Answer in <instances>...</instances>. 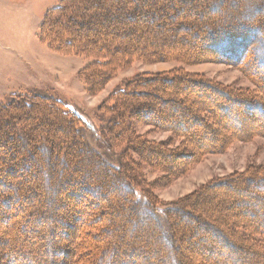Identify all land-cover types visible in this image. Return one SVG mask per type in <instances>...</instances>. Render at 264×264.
Segmentation results:
<instances>
[{
  "label": "trees",
  "instance_id": "1",
  "mask_svg": "<svg viewBox=\"0 0 264 264\" xmlns=\"http://www.w3.org/2000/svg\"><path fill=\"white\" fill-rule=\"evenodd\" d=\"M168 3L166 7L157 0H63L45 13L39 25V37L48 35V43L58 52L94 58L82 69V74L88 72L89 92L100 88L117 67L133 59H196L183 53L182 45L188 44L184 39L161 48L179 31H189L190 41H201L203 49L215 51L222 57L219 61L239 66L251 79L253 90L234 93L176 69L137 75L111 94L110 109L115 116L108 120L104 137L110 136V143L111 139L126 142L128 150L152 169L163 171L167 180L186 172L204 154L222 151L232 141L264 136V0ZM184 6L186 13L177 19ZM161 16L171 24L167 20L154 22ZM61 18H66V23L60 22ZM149 23L154 28L146 34L133 33L134 24H144V28ZM162 29L169 31L167 38L157 36ZM130 34L133 40L128 39ZM199 59L216 61L212 57ZM171 89L175 94L167 99L152 94L155 90L165 94ZM203 93L211 95L212 103L198 99ZM60 103L39 92L0 101V232L4 231L0 233V264H104L107 260L110 264H179L181 247L198 244L199 230L205 232L201 239L207 249L199 252V263L218 262L207 257L213 256L217 245L229 254L243 250L264 258V247L259 246L264 238V221L253 217L255 209L264 212V166L231 173L203 185L178 203L160 207L148 193L143 200L137 195L138 187L149 188L151 183L144 182L127 151L117 157V164L109 161L87 142L82 120L72 111L62 110ZM224 103L245 108L242 113L250 130L243 132L242 126L228 127L222 121L216 108L226 118L238 120L222 106ZM165 104L177 109L147 120L150 111L161 113ZM173 120L181 130L173 127ZM137 121L172 131L181 138L180 144L170 148L165 143L140 139L130 130ZM185 122L198 125L187 129ZM205 133H211V139L221 135V141L208 147L200 136ZM208 191H217L216 202L207 209L199 208V200ZM37 203L41 205L37 207ZM226 204L230 206L225 208ZM220 205L222 210H218ZM241 213L247 216L238 215ZM223 217L228 224L220 229L216 223ZM139 221L141 225L133 228V236H126L124 231L107 238L110 228L125 229L129 222ZM33 222H42L41 227L32 229L28 225ZM30 235L38 241L35 248L27 246ZM139 235L156 244L162 236L172 250L173 262L167 246L156 245L157 255H148L150 248L139 245V238L134 239Z\"/></svg>",
  "mask_w": 264,
  "mask_h": 264
},
{
  "label": "rangeland",
  "instance_id": "2",
  "mask_svg": "<svg viewBox=\"0 0 264 264\" xmlns=\"http://www.w3.org/2000/svg\"><path fill=\"white\" fill-rule=\"evenodd\" d=\"M62 1L63 0H0V101H6L9 97L18 94L34 95L38 92L50 96L53 99L60 100L61 103L59 104V107L62 110L65 112L72 111L73 114L82 120V124L84 125V135L89 145L99 151V153H102V155L104 154L109 161L117 164V157L123 153V151H127L130 158L134 160L139 174L142 173L141 176L143 177L144 182L151 183L150 186H152H149V188L144 186L138 187L136 192L137 195L143 200L145 199L144 194L148 193L157 203H159V205H162L160 207L178 203L177 201L185 196H190L200 190L203 185L222 179L231 173L243 171L249 166H264V136L255 135L246 141H232L222 151L204 154L194 162L186 172L168 180L164 178L165 173L163 171L152 169L137 154L128 150L126 142L111 139L110 143L108 140L110 136H107L108 138H106L103 135V132L106 133L108 130V120L115 116L110 109L112 107V101L109 97L118 88L123 87L127 80L132 79L137 75L147 73H167L180 69L185 73L196 75L203 80L214 84L217 83L220 88L228 89L234 93L253 90V83L239 66L229 65L228 63L219 61L222 58L221 55L215 51L210 52L209 50H206V48L203 49L201 41L197 42L199 41L197 39H194L193 42L190 41L189 31H179L174 37L172 36L168 39L169 46L162 44L161 48H169L171 44H176L178 40L183 41L184 39L188 44L182 45L183 53L187 52V54L196 57V59L193 58L194 60L186 62L177 58L176 60L164 58L162 60L154 61L133 59L129 63L117 67L113 72V75H111V77L100 88L97 87L89 92L87 90L86 78L88 72L82 74V69L94 61V58L72 52H58L52 45H50V43H48V35L44 33V38L39 37V25L41 24L45 13L49 9L59 6ZM157 1L158 4L166 5V7L169 4L168 0ZM191 1L197 2L199 0ZM186 7L187 6H184L183 9L180 10L182 16L177 15V19L183 18V13H186L187 11ZM168 9V11H170V8ZM194 17H196V15ZM61 19L60 22L63 23L66 18ZM165 20L167 19L161 16L154 20V22L159 23ZM167 22L168 24H171L169 20H167ZM149 24L150 26L146 25L144 28L142 27L144 24H141L142 26L134 24L132 29L133 33L136 35L140 33L146 34L145 32L147 30L154 28L153 23ZM169 35L167 29H162L157 32L158 37L167 38ZM129 38L133 40L135 37L133 38V35L130 34L128 39ZM201 57H212L213 59H216V61L200 60L199 58ZM102 60L105 61L104 59ZM253 67L256 68L257 66L253 65ZM149 91L151 92V89ZM169 91L171 92L164 94L161 91L155 90L152 94L154 93V95L159 96L160 98L167 99L173 97L175 94L174 90L171 89ZM192 92L193 91H191V93ZM210 93L218 95L217 92ZM192 94L196 95L195 92ZM210 97H206L205 93H203L198 99L206 104H210L212 103ZM217 99L219 98L217 97ZM154 102H157V100ZM164 106L165 107L161 112L162 114L160 112L157 113L155 111H150L147 115V120L165 115L168 112V109H177V106L172 104H165ZM222 106L227 107V111H230L231 114L233 113L236 115V118H238V120H235V118L233 119L232 116L226 118L224 112L221 109L219 110L216 108L217 115L222 121H225L228 127L235 126L236 128L242 126L243 132L250 130L251 127L248 128L246 118H244L242 113L245 108L241 106V104L224 103ZM237 112L240 113L237 114ZM176 122L173 120V127L176 130H181L180 127L176 125ZM184 125L187 129H192L198 124L195 122H185ZM218 128L221 129V126ZM130 130L136 135H139L140 139L154 141L156 143H165L167 145L166 147L170 148L178 146L181 140V138H177L172 131L158 129L146 122H133ZM200 136L204 137L201 138L206 141V146L208 147L210 145L219 144V141H221V138H219L221 135H217L214 139H211V133H205ZM119 189V191L123 192L121 187H119ZM216 193L217 191H208L206 196L199 200V208L207 209L212 207L211 203L216 202L214 199V197H217ZM214 194H216V196H214ZM204 195L205 193L201 196ZM32 203H36V201L33 200ZM227 204L225 205V208L230 206V204ZM35 205L38 207L41 204L37 203ZM125 206L124 203L122 209H124ZM222 209L223 208L220 205L218 210ZM231 210L233 213L235 207L231 208ZM195 211L197 212L198 209H195ZM253 213V217H255L254 219L257 221H264V212L255 209L253 210ZM140 214L143 215L142 209L140 210ZM157 214L163 219L160 211H158ZM238 215L247 216V213H241ZM202 216L207 218L205 215ZM139 218H141V216H139ZM182 219L186 220L187 218L183 217ZM224 220V217L223 219H219L216 226L220 229L225 228V225L228 223ZM119 221L120 219L118 222ZM41 224L42 222H33L28 226L34 229L41 227ZM138 224L141 225L140 221L138 223L129 222L125 229L116 227L113 231V229L110 228L111 230L107 233V238L111 237L112 239V236L114 235L113 233H122L124 231L128 234H125L126 236H133V228L139 227ZM262 225L264 226V224ZM3 232L4 231H1L0 233L3 234ZM199 233L200 237L196 240L197 242L193 239V241L198 244H194L190 247H181L180 251L183 254V257L181 259L179 257V264H204L203 262L199 263V252L207 250L203 248V244L206 242H203L201 239V236L205 232L199 230ZM26 235L28 237L29 234L26 233ZM140 235L135 236L134 239L139 238L137 242L139 245L146 246L148 249L150 248L148 255H157L156 245L167 246V243L162 236L156 244L144 241ZM33 238L35 237L30 235L29 239L31 241L27 243L28 247H36L38 241L36 238ZM230 239L232 238L230 237ZM201 246L203 249H201ZM259 246L262 248L264 247L263 237L260 240ZM167 251H169V260L173 262L172 250L168 248ZM213 251V256L207 257L209 260L218 261L215 262V264H264V258L262 259L258 254H245L243 250L229 254L224 247L217 245L216 247H213ZM244 255H246L245 258H243ZM238 258H240L239 261L237 260ZM202 260L205 261V259ZM110 263L111 262L107 260L104 264Z\"/></svg>",
  "mask_w": 264,
  "mask_h": 264
}]
</instances>
